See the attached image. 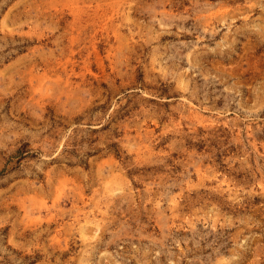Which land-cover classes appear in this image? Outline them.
<instances>
[{
    "label": "rangeland",
    "instance_id": "rangeland-1",
    "mask_svg": "<svg viewBox=\"0 0 264 264\" xmlns=\"http://www.w3.org/2000/svg\"><path fill=\"white\" fill-rule=\"evenodd\" d=\"M0 264H264V0H0Z\"/></svg>",
    "mask_w": 264,
    "mask_h": 264
}]
</instances>
